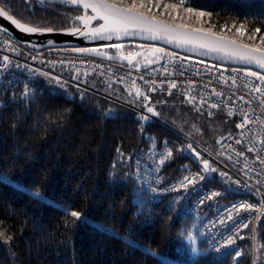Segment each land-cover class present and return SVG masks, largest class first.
<instances>
[{
	"label": "trees",
	"instance_id": "1",
	"mask_svg": "<svg viewBox=\"0 0 264 264\" xmlns=\"http://www.w3.org/2000/svg\"><path fill=\"white\" fill-rule=\"evenodd\" d=\"M169 4L178 7L166 9ZM0 6L25 24L54 30L72 27L73 17L81 13L31 0H0ZM187 7L211 16L198 20L185 11ZM138 10L161 21L178 25L184 21L186 27L264 48L260 44L264 0H184L183 5L180 0H152ZM241 24L247 29L243 36L236 33ZM254 28L261 31L249 39ZM98 48L113 53V48ZM125 50L134 51L133 45ZM37 65L66 81L36 70L37 81L33 89L27 87V95L24 85L6 92L0 107V174L64 208L0 178V232L4 233L0 264H236L237 250L242 253L238 264H264V220L255 229V241L248 228L233 252L219 256L208 250L191 216L168 200L141 201L136 192L133 170L139 155L169 145L173 155L165 175L173 180L187 168L198 167L186 154L192 142L219 156V140L237 131L235 119H227L222 111L212 117L199 114L184 102L183 90L153 95L150 106L159 113L153 116L142 103L127 98L121 85L110 86L100 77L68 68ZM142 115L150 119L143 121ZM181 148L184 151H177ZM214 175L219 179L218 173ZM69 210L102 227L72 217ZM191 238L200 251L195 257ZM163 257L171 262L165 263Z\"/></svg>",
	"mask_w": 264,
	"mask_h": 264
},
{
	"label": "built area",
	"instance_id": "2",
	"mask_svg": "<svg viewBox=\"0 0 264 264\" xmlns=\"http://www.w3.org/2000/svg\"><path fill=\"white\" fill-rule=\"evenodd\" d=\"M4 57H8V60L5 61ZM37 63L94 75L107 81L110 86L121 85L127 98L144 106H150L155 94L183 90L185 103L191 97L196 98L189 104L199 114L212 117L216 111H222L227 119H235L236 126L243 123L244 127H237L236 132H229L219 140V156L191 143L203 159L209 160L219 172L227 173L231 180L220 175L216 179L215 173H212L209 179L189 185L187 189L180 187L185 176L191 177L201 172L202 164L187 148L186 154L198 167L187 168L181 177L166 179L165 171L170 159L164 164H160V159L161 154L170 149L169 145L139 155L133 177L141 201L159 203L168 200L170 206L191 216L211 253L226 256L233 252L238 245L237 234L240 236L248 228H252L251 238L255 241V229L264 220V163L261 162L264 161V83L258 78L240 69L182 54L172 55L154 67L138 71L117 62L61 50H33L0 30V107L6 92L17 85L33 89L37 81L36 70H39ZM173 82L175 88L170 87ZM257 87L261 91H255ZM137 89L144 95L138 97ZM201 99L206 103L201 104ZM213 103L219 107L210 108L209 105ZM229 112L232 114L229 115ZM212 191L221 195L211 200L205 199ZM201 200L204 203H200ZM241 204H252L254 207L252 210L240 209ZM234 205L236 208H233ZM230 211L232 219L228 220ZM245 223L248 224L247 228L243 227ZM229 237L235 239V244L225 247Z\"/></svg>",
	"mask_w": 264,
	"mask_h": 264
},
{
	"label": "snow or ice",
	"instance_id": "3",
	"mask_svg": "<svg viewBox=\"0 0 264 264\" xmlns=\"http://www.w3.org/2000/svg\"><path fill=\"white\" fill-rule=\"evenodd\" d=\"M43 2V0H41ZM66 2L71 4H83L85 8H92L94 12H96L100 19L104 20V24L90 29L89 32H82L80 28H72L70 29V33L80 34V35H87L91 36L92 38H102V39H112V35H104L105 33H114L116 35V38H120V34L130 36L135 35L137 32H146L150 35L147 37L148 39L156 40V39H165L168 42H171L172 40H177L180 44H194L198 47L202 48H208L210 51H229L225 46H223L220 41L223 39L222 37H214V39H196L193 38L189 33L187 32H178L176 29L171 28L167 24L156 20L154 17L150 18L146 16L143 12H140L138 9H143L146 7V5H151L152 0H131V3L127 7H119L118 4L126 3L127 0H66ZM184 0H180V5H183ZM159 7V3L156 5ZM172 8L176 9L178 7L177 4H169L165 5V8ZM147 10L151 12V7H148ZM185 11L191 15H195V17L199 20L202 19L205 16H211L210 12L206 11H197L193 7H187ZM0 16H6L18 29H20L22 32L27 34H33V33H45V32H52L54 31L53 28L50 27H32L28 26L24 23H19L16 19H14L11 16H8L7 12L4 11L3 8H0ZM95 17H77L76 19L83 20L84 24L87 25L90 20L94 19ZM180 28H184L185 25L181 24L179 25ZM226 27V26H225ZM235 27V25H233ZM193 32H201L204 33V35L207 36H213L209 31H205V29H193ZM247 29L245 28L244 24H241L238 28H236V33L240 36H243ZM261 31L260 28H254L253 34L249 36V39H254L255 34L259 33ZM49 44L52 43V41L48 42ZM231 44L235 45V41H231ZM260 44L264 45V36L260 38ZM102 47H109L114 49H123V44H111V45H104ZM140 47H144V45H141ZM240 49H244L245 51H240ZM73 51L77 53H97V54H103L101 53V50L99 48H76L73 49ZM165 49L162 48H156L153 49V52H165ZM230 55L238 58L241 62L245 63H255L258 66L264 68V48L260 47H252L250 45H240L238 48H233L229 52ZM141 55V53H129V55L124 56L121 55L120 59L122 60H128L129 63H131L136 56ZM111 59V57H108ZM4 60L7 61L8 57H4ZM148 64L153 63L152 60H147ZM7 65H5L6 67ZM249 75L257 77L262 83H264V75H260L256 72H249ZM234 82V81H233ZM170 87L175 88L176 84L175 82L171 83ZM215 91V90H214ZM255 91H261L259 87L255 89ZM137 96H143L144 94L140 92L139 89L136 90ZM28 94L27 87L25 88V95ZM216 95H221V93H215ZM145 99H148L147 96L144 97ZM195 97H191L188 100V103H193L195 101ZM206 103L203 99H201V104ZM146 111L148 113H151L153 116H159V113L155 111V109L151 106H147ZM210 108H217L219 107L218 104L213 103L209 105ZM199 111V109H197ZM232 113L229 112V115ZM209 115L211 116L212 113L209 112ZM143 121H148L150 118L146 115H142L140 117ZM245 123H247V120H245ZM237 127H244V124H239ZM143 130V129H141ZM237 143H240L239 140L236 141ZM187 148L191 150L192 154L195 156V158L202 164V169L200 173H197L191 177L185 176L183 180L180 182V187L187 189L189 185H194L198 182L204 181L209 179L212 173H218L221 177H227L228 180H231V177H228V174L225 172H219V170L215 167H212L209 160L203 159L201 157V154L197 152L194 148H192V145H187ZM177 151H184L183 148L178 149ZM249 151H252V149H249ZM173 155V152L171 149H167L165 153L161 154L160 164H164L166 160L170 159ZM242 155V153H240ZM264 163V161H261ZM214 179V178H213ZM236 183H239V181H236ZM155 191V189H153ZM221 195V193L212 191L209 194L205 196V199L211 200L214 197H217ZM200 203H204V200H201ZM252 204H241L239 205L240 209H246V210H252L253 209ZM233 208H236L234 205ZM72 217L80 218L81 214L77 211H72L70 213ZM232 219L231 211L228 215V220ZM221 223H224V221H221ZM239 227V226H237ZM244 228L248 227V224H243ZM4 233L0 232V237H3ZM237 238L243 239L244 237H240L237 234ZM8 240L11 239V237L7 238ZM235 244V239L232 237H229L227 240V246H232ZM216 251H220V249H216ZM192 252L195 254L197 252L196 248L192 249ZM153 255H156L153 253ZM242 255L241 251L237 250L235 252V258H236V264H238V258ZM255 264V261H254Z\"/></svg>",
	"mask_w": 264,
	"mask_h": 264
},
{
	"label": "water",
	"instance_id": "4",
	"mask_svg": "<svg viewBox=\"0 0 264 264\" xmlns=\"http://www.w3.org/2000/svg\"><path fill=\"white\" fill-rule=\"evenodd\" d=\"M33 2H36L41 5L45 6H52L56 8H64V9H78L82 11V14L76 17H73L72 23L73 26L67 29L63 30H54L50 33H33V34H27L22 32L20 29H18L6 16H0V30L7 33L8 35L12 36L16 41H18L23 46H26L33 50L43 51L47 49H56L61 50L62 52H69L74 53L86 57H92V58H98V59H104L112 62L121 63L127 66H131L134 69L138 71H142L151 67L156 66L163 60H165L167 55L172 56L173 54H182L185 56H190L194 58H199L202 60L228 65V66H235L239 68L246 69V73L249 72H256L264 75V68L258 66L255 63H245L241 62L238 58L232 56L229 54L230 50L233 48H238L240 45H244L242 43H239L235 40L214 34L213 36H205L204 33L201 32H193L192 30L195 28H189L184 27L180 28L179 25H175L172 23H168L165 21H161L159 19H156L158 21H161L168 26H170L173 29H176L178 32H187L189 33L193 38L196 39H214V37H222L223 39L220 41V43L225 46L229 51H210L208 48H202L198 47L194 44H180L177 40H172L171 42H168L165 39H148L147 37L150 35L146 32H137L135 35L126 36L123 34H120V38L117 39L116 35L114 33H105L104 35H112V39H102V38H92L91 36L87 35H80V34H71L70 29L72 28H80L82 32H89L90 29L99 27L104 24V20L100 19L98 14L92 10V8H85L83 4H71L66 2V0H31ZM119 7H123L118 5ZM0 8H3L0 6ZM4 9V8H3ZM5 12H7L4 9ZM8 16L13 17L7 12ZM146 15V14H145ZM95 17L94 19L90 20V22L85 25L83 20L76 19L77 17ZM148 16V15H146ZM152 18L151 16H148ZM16 19L19 23H23L17 18ZM78 23V25H75ZM25 24V23H24ZM28 25V24H26ZM30 26V25H28ZM207 32V31H206ZM52 41L51 44L48 42ZM231 41H235V45L231 44ZM127 44V43H139V44H146L150 45L149 48H146L145 50L139 51L138 53H141V55L136 56L135 59L129 63L128 60H122L120 59V55L117 54H111L101 51L103 54H97V53H77L75 51H70V48H96L98 46H104V45H111V44ZM156 48H162L166 51L161 52H153V49ZM240 51H245L244 49H240ZM170 54V55H169ZM108 57H111L109 59ZM147 60H152L153 63L148 64ZM249 75V74H248ZM251 77H255L252 75H249ZM257 78V77H256Z\"/></svg>",
	"mask_w": 264,
	"mask_h": 264
},
{
	"label": "rangeland",
	"instance_id": "5",
	"mask_svg": "<svg viewBox=\"0 0 264 264\" xmlns=\"http://www.w3.org/2000/svg\"><path fill=\"white\" fill-rule=\"evenodd\" d=\"M181 24L186 25L187 22L181 21V22H180V25H181ZM175 25H178V24H175ZM185 27H186V26H185ZM195 29H197V28H195ZM123 45H124V48H123V49H116V50L119 51V52L126 51L125 49H126L127 45H126V44H123ZM113 49H114V48H113ZM129 52H130V53H133V54H134V53H137V52L132 51V50L129 51ZM65 83H66V82H65ZM145 113H146V112H145ZM0 178L3 179L4 181L8 182V183L11 184L12 186H15V187H18V188H22V189H24V190L29 191L31 194H33L34 196L38 197L39 199H41V200H43V201H45V202H48V203H51V204H54V205H56V206H59V207L64 208L61 204L55 202L53 199L49 198L48 196H46L45 194H43V193H41V192H38V191H34V190H31V189H28V188H26L24 185H22L21 183L15 181V180H12V179H10V178H7V177H5V176H3V175H1V174H0ZM69 212L71 213L72 211L69 210ZM80 219L83 220V221L90 222V223H92V224H95V225H98V226L102 227L101 224L97 223V222L94 221L92 218H90V217H88V216H85V215H83V214H81ZM188 242H189V245H191V247H192V248H191V252H192V249H193V248H196V249H197V252H196L195 254L192 252L193 257L199 255L200 251H199L198 248L196 247V241H194V240L191 238V240H189ZM162 259H163V261H164L165 263H170V262H171V261H170L169 259H167V258H164V257H163Z\"/></svg>",
	"mask_w": 264,
	"mask_h": 264
},
{
	"label": "flooded vegetation",
	"instance_id": "6",
	"mask_svg": "<svg viewBox=\"0 0 264 264\" xmlns=\"http://www.w3.org/2000/svg\"><path fill=\"white\" fill-rule=\"evenodd\" d=\"M50 7H52V6H50ZM81 11V10H80ZM82 14V11H81V13L79 14V15H81ZM78 15V16H79ZM76 25H78V23L76 24ZM142 45H144V44H142ZM141 45L140 44H133V49H134V51L135 52H139V51H142V50H145L146 48H149L150 46H145L144 45V47H140ZM96 48H98V47H96ZM101 51H103V52H105L104 50H101ZM113 53L112 54H117V55H124V56H127V55H129V54H126V51H123V52H119V51H117L116 49H113V51H112ZM107 53V52H106Z\"/></svg>",
	"mask_w": 264,
	"mask_h": 264
},
{
	"label": "crops",
	"instance_id": "7",
	"mask_svg": "<svg viewBox=\"0 0 264 264\" xmlns=\"http://www.w3.org/2000/svg\"><path fill=\"white\" fill-rule=\"evenodd\" d=\"M37 68H38L40 71H42L43 73H45L46 75H49V76L53 77V79H54L55 81H66L65 78H63V77H61V76L55 74V73L52 72L50 69H45V68H43V67H39V66H37Z\"/></svg>",
	"mask_w": 264,
	"mask_h": 264
}]
</instances>
